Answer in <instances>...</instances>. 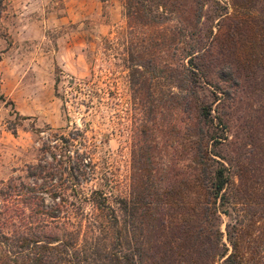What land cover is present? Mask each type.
Returning <instances> with one entry per match:
<instances>
[{"label":"trees","instance_id":"1","mask_svg":"<svg viewBox=\"0 0 264 264\" xmlns=\"http://www.w3.org/2000/svg\"><path fill=\"white\" fill-rule=\"evenodd\" d=\"M230 1L234 16L252 15L250 10L258 3L264 9V0ZM121 2L132 22L144 26L178 22L173 42L157 45L178 49L179 69L164 76L162 66L157 65L159 71L151 72L175 82L180 91L188 90L168 92L171 107L181 105L195 114L189 161L184 164L187 175L166 180L168 173L160 172L149 156L143 125L133 132L131 191L117 198L114 207L102 190L84 192L86 152L77 149L75 138L56 136L52 148L60 150L59 157L53 154L57 165L44 160L27 166L26 181L1 182L0 264H264V182L255 178L249 157L243 160V152L227 153L223 147L230 144L223 107L231 98V85L238 83V57L246 54L239 56L240 46L248 45L245 28L236 30L235 22L226 33L224 47L233 60L227 71L215 68L218 80L214 83L206 78L209 65L204 56L205 51L214 50L216 36L210 24L216 19L217 28L223 25L227 1ZM243 22L239 26L247 27L249 21ZM257 32L263 53V20ZM174 42L178 48L172 46ZM135 49L128 48V67L132 88L140 93L148 70L144 53ZM205 85L211 88L209 96L199 91ZM0 103L11 105L14 111L13 102L1 91ZM59 141L61 145L56 144ZM84 204L92 212H85ZM70 213L85 224L76 225L62 215ZM223 216L227 218L224 230Z\"/></svg>","mask_w":264,"mask_h":264},{"label":"rangeland","instance_id":"2","mask_svg":"<svg viewBox=\"0 0 264 264\" xmlns=\"http://www.w3.org/2000/svg\"><path fill=\"white\" fill-rule=\"evenodd\" d=\"M223 1L228 3L223 25L217 28L216 19L210 24L216 39L214 50L205 51L206 78L218 80L217 66L227 71L233 55L224 47L225 35L238 22L235 28H245L248 45L240 46L239 56L246 54L238 57V83L231 85V98L223 107L230 139L223 147L227 153L243 152V160L249 157L255 178L264 182V49L261 53L259 32L254 33L264 21V9L258 3L250 10L254 15L234 16L231 1ZM244 20L249 21L247 27H240ZM177 25L176 19L148 26L132 22L121 0H4L0 91L21 117L11 105L0 103V186L14 178L26 181L31 164H56L53 154L59 157L60 150L52 145L54 137L63 135L75 138L77 149L86 152L84 192L102 190L116 207L117 198L131 191L133 132L143 125L149 156L160 172L168 173L166 180L187 175L184 164L189 161L195 114L181 105L171 107L168 92L188 90L180 91L175 82L153 73L159 71L157 65L164 76L179 69L178 49L157 45L173 42ZM130 46L144 53L147 65L140 93L130 83ZM208 89L205 85L199 91L209 96ZM83 208L92 212L89 204ZM62 215L76 225L85 224L77 215ZM226 219L223 216L222 230Z\"/></svg>","mask_w":264,"mask_h":264}]
</instances>
